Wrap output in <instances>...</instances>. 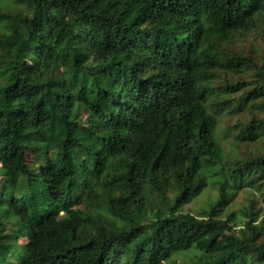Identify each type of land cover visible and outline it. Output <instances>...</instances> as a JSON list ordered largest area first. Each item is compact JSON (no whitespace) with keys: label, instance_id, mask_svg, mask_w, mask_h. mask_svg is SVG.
I'll return each instance as SVG.
<instances>
[{"label":"trees","instance_id":"1","mask_svg":"<svg viewBox=\"0 0 264 264\" xmlns=\"http://www.w3.org/2000/svg\"><path fill=\"white\" fill-rule=\"evenodd\" d=\"M240 33L264 40V0H0V264H264L263 207L234 200L264 195Z\"/></svg>","mask_w":264,"mask_h":264},{"label":"rangeland","instance_id":"2","mask_svg":"<svg viewBox=\"0 0 264 264\" xmlns=\"http://www.w3.org/2000/svg\"><path fill=\"white\" fill-rule=\"evenodd\" d=\"M253 40H258V42L260 44L264 43L263 38L259 37L256 34H253V33L252 34L242 33L241 35L235 37V43L237 45H239L240 47L244 48V49H248L251 46ZM228 119L229 118L227 117V115L222 117L221 122H220L219 130L224 129V127L226 126L225 122H228ZM224 139H225L224 140V144H225L227 138H224ZM28 157L30 158L31 154H29ZM217 186L218 185H216V184L209 185L207 187V189H205L204 192L200 196L195 198L191 203L187 204L183 208V210L184 211L193 212L194 214H199V212H201L206 207V204H208L209 200L214 199V197L216 196V194H217L216 191H217V188H218ZM249 192H250V194H249ZM253 195H255V196H253ZM247 197H249L250 199H253L255 204L257 203L258 206L263 207L262 208V212H261V217H263L264 216V195H262L261 193L253 190V188L240 187L238 189V191H237V194H236L234 200L236 202L237 201H242V200H244ZM252 197H255V198H252ZM155 206L162 207L160 202H155ZM147 215L149 217L152 214L149 211V213ZM238 223H240V221ZM22 233H23V235H22V238H21V243L23 244V243H26L27 234L24 231ZM187 254L178 253L176 255V257H175V260L169 261L168 264H175L176 262H181V260L189 257V253H187ZM161 264H167V261L162 262ZM256 264H261V263L258 262Z\"/></svg>","mask_w":264,"mask_h":264}]
</instances>
